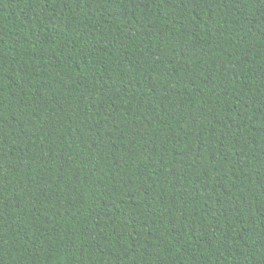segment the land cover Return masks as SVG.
I'll return each instance as SVG.
<instances>
[{
    "label": "trees",
    "instance_id": "obj_1",
    "mask_svg": "<svg viewBox=\"0 0 264 264\" xmlns=\"http://www.w3.org/2000/svg\"><path fill=\"white\" fill-rule=\"evenodd\" d=\"M0 264H264V0H0Z\"/></svg>",
    "mask_w": 264,
    "mask_h": 264
}]
</instances>
